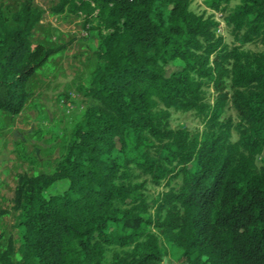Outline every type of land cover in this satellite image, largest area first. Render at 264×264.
<instances>
[{
	"label": "trees",
	"instance_id": "16d2710c",
	"mask_svg": "<svg viewBox=\"0 0 264 264\" xmlns=\"http://www.w3.org/2000/svg\"><path fill=\"white\" fill-rule=\"evenodd\" d=\"M35 1L23 0L10 18L0 11V112L12 116L60 51L33 45L45 15ZM203 1L217 12L236 2L226 25L241 44L264 46V0ZM192 3L58 0L51 8L96 22L93 103L54 172L18 176L17 264H161L163 241L181 251L178 264H264V52L230 47L214 16ZM230 103L237 121L224 118ZM171 110L194 112L203 130L172 129ZM136 172L157 186L181 183L149 204ZM62 182L61 193L46 194ZM8 214L0 202V219ZM15 254L10 240L0 264H15Z\"/></svg>",
	"mask_w": 264,
	"mask_h": 264
},
{
	"label": "rangeland",
	"instance_id": "374dc122",
	"mask_svg": "<svg viewBox=\"0 0 264 264\" xmlns=\"http://www.w3.org/2000/svg\"><path fill=\"white\" fill-rule=\"evenodd\" d=\"M22 1L0 0V11L10 18ZM35 3L45 11V15L34 30L33 45L60 51L32 78L29 84L32 96L23 112L18 116L0 112V202L1 207L9 211L7 216L0 219V251H4L9 241L13 240L16 243L15 264L20 259V228L18 214L12 207L18 176L22 173L51 174L65 154L74 127L93 103L86 95V90L90 86L91 74L97 64L95 52L99 43L98 33L92 29L96 27V22L87 23L83 16L71 12L53 15L51 8L58 0H36ZM235 5L236 2H233L229 8ZM229 8L213 11L203 0H193L191 6V10L196 14L214 16L220 23L217 34L222 36L230 47L241 46L244 51L253 53L264 52V46L259 42L241 44L236 40L224 19ZM204 90L206 100L213 104L217 98L213 84L207 85ZM227 117L237 121L231 103L224 113V118ZM168 123L172 129H186L190 132H200L204 128L201 119L190 111L171 110ZM263 161L264 152L258 157L257 166L261 167ZM135 174L134 183L144 184L142 192L149 204L171 188H178L181 183V179H177L170 182V186H167L166 182L157 186L148 176L140 172ZM66 187V183H59L46 194H59ZM150 212L155 214V208ZM149 230L158 234L153 227ZM163 245L169 250V256L165 257L161 264H178L181 251L165 241ZM114 252L118 250H109L107 262L111 261Z\"/></svg>",
	"mask_w": 264,
	"mask_h": 264
}]
</instances>
